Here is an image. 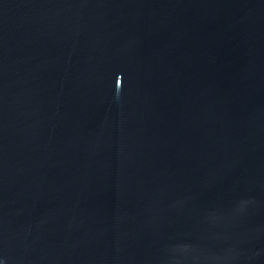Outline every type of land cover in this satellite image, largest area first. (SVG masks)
Wrapping results in <instances>:
<instances>
[{
    "label": "water",
    "instance_id": "obj_1",
    "mask_svg": "<svg viewBox=\"0 0 264 264\" xmlns=\"http://www.w3.org/2000/svg\"><path fill=\"white\" fill-rule=\"evenodd\" d=\"M0 264H264V0H0Z\"/></svg>",
    "mask_w": 264,
    "mask_h": 264
}]
</instances>
